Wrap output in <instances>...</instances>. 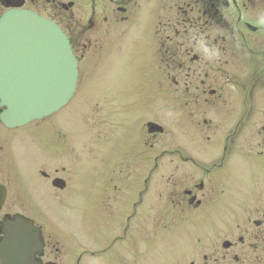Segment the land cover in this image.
<instances>
[{"label": "flooded vegetation", "instance_id": "af4514ba", "mask_svg": "<svg viewBox=\"0 0 264 264\" xmlns=\"http://www.w3.org/2000/svg\"><path fill=\"white\" fill-rule=\"evenodd\" d=\"M11 10L57 24L77 59L79 77L86 63L100 60L114 62L116 75L128 71L151 83L120 86L115 102L106 105L135 109L133 95L156 88L180 93L186 134L194 122L201 132L199 156L211 159L194 160L188 135L176 140L170 134L161 152L169 157L166 182L150 188L149 171L141 187L135 155L123 166L125 152L118 149L100 174L96 199L88 167L84 184H76L74 156L64 152L67 134H61L64 140L57 134L37 139L0 120V264H264L263 208L254 212L253 229L173 228L197 222L199 211L215 204L221 171L235 174L248 166L264 172V0H0V17ZM116 119L135 121L120 113ZM150 122L142 132L146 128L153 141L164 132L152 130ZM120 133L118 142L129 135ZM50 147L52 158L31 159L38 148ZM149 153L158 157L155 144ZM76 201L83 202L82 213H56L75 209ZM156 212L165 228L140 230L141 220L154 223ZM8 234L26 237L24 246L3 247Z\"/></svg>", "mask_w": 264, "mask_h": 264}, {"label": "rangeland", "instance_id": "374dc122", "mask_svg": "<svg viewBox=\"0 0 264 264\" xmlns=\"http://www.w3.org/2000/svg\"><path fill=\"white\" fill-rule=\"evenodd\" d=\"M107 66L113 70L110 71ZM85 68L89 72L86 70L81 73L77 92L70 105L54 116L41 122L32 123L25 128H19L16 132L22 135L30 134L37 139H41L40 135L57 134L60 135V140H64V136L62 137L61 134H67V146L63 151L74 156L76 171L79 172L76 177V184H84L82 172L83 168L88 167L91 171L90 189L93 198L99 197L100 174L112 165L114 162L112 160L117 157L118 149L125 152L123 166L131 165V153L133 152L135 155L133 164L140 168V173L135 174V177L137 176L135 181H138L141 187L149 175L150 178L147 181L151 183L150 188L161 187L166 182L169 157L161 155V152L167 148L166 141L170 134L175 135L176 140L180 139L181 134L188 135L186 144L191 157L196 161H210L211 157L199 156L201 132L197 131L194 122L188 123V134H186L185 108L180 93H162L158 88L156 90L150 89L149 92L133 95V99L137 101L135 109L131 105L124 104L118 110V106L114 103L106 105V101L115 102V93L120 90L118 87L138 86L141 85L139 81H147L128 71L116 75L115 63L112 61H104V63L100 60L93 61L89 65L86 63ZM106 69L108 70L106 71ZM154 82L156 86L160 84L158 79ZM147 83V85L151 84ZM118 113L124 115V120L126 117H131L135 121L118 122L116 119ZM148 121L163 128L164 133L153 141L146 136V128L142 132L144 123ZM131 123H133L132 130L135 129L136 131L132 140L129 138L132 132L129 133V129H127ZM119 133L121 136L127 133L129 135L118 142L116 139ZM151 144H155V156H158L157 158L150 157L149 146ZM38 149V155L31 156L32 160L35 158L46 160L54 156L52 147ZM18 152L17 156H20L22 151ZM255 162L253 165H257L259 161L255 160ZM249 168L248 166L239 167L235 174L221 171L218 183L214 186L218 192L215 204L204 206L199 211L202 217L197 222L184 221L173 228L181 230L199 229L204 232L227 231L228 229L242 228L246 224V228L253 229V221L258 219V216L254 215L255 210L264 209V172L260 169L256 171L253 167L250 171ZM149 169L152 171L150 172ZM124 181L132 182V174ZM152 193L153 189L151 190V198H153ZM154 197L157 203V193ZM80 198L83 200L84 191ZM153 202L155 203V201ZM83 208V202L76 201L75 209L67 211L60 209L56 213L78 214L82 213ZM157 214L158 212H156L154 223L150 219L141 220L140 230L155 229L157 231L164 229V221L159 220ZM147 225L150 226L147 228ZM203 235L206 236V233ZM204 236L203 239H205Z\"/></svg>", "mask_w": 264, "mask_h": 264}, {"label": "water", "instance_id": "95a60500", "mask_svg": "<svg viewBox=\"0 0 264 264\" xmlns=\"http://www.w3.org/2000/svg\"><path fill=\"white\" fill-rule=\"evenodd\" d=\"M78 76V62L57 24L25 10L0 17V120L6 127H23L59 112L74 96ZM25 239L8 234L3 247L24 246Z\"/></svg>", "mask_w": 264, "mask_h": 264}]
</instances>
